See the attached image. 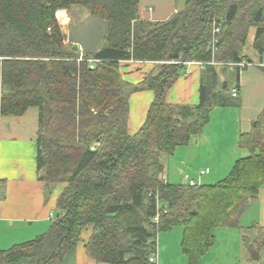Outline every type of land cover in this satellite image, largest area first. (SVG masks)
I'll return each mask as SVG.
<instances>
[{"label": "trees", "instance_id": "1", "mask_svg": "<svg viewBox=\"0 0 264 264\" xmlns=\"http://www.w3.org/2000/svg\"><path fill=\"white\" fill-rule=\"evenodd\" d=\"M138 2L0 0V117L38 109L37 179L45 198L63 185L48 231L0 250V264H58L87 227L92 232L85 250L99 263L150 264L157 236L178 227L181 251L194 264L212 248L214 231L239 227L264 186V108L251 131L238 138L237 147L248 155L224 179L195 186L160 179L165 160L202 135L211 111L233 105L227 80L219 77L236 69L227 64L254 63L245 54L250 28L256 30L252 48L260 65L264 0H184L180 11L160 22L140 19ZM73 7L107 25L90 53L65 44L55 18ZM214 27L220 32L212 56ZM212 60L216 65L204 68L209 77L201 78L197 105L166 102L185 69L175 62ZM122 62L155 67L132 85L122 79ZM232 73L237 85L238 70ZM147 90L154 99L144 124L130 135L128 99ZM157 200L161 216L155 224ZM246 245L255 255L264 247V226Z\"/></svg>", "mask_w": 264, "mask_h": 264}, {"label": "crops", "instance_id": "2", "mask_svg": "<svg viewBox=\"0 0 264 264\" xmlns=\"http://www.w3.org/2000/svg\"><path fill=\"white\" fill-rule=\"evenodd\" d=\"M183 6L184 0H139L138 12L142 20L160 22L180 11ZM79 9L76 7L73 13L70 12L67 20L65 15H61L68 22H61V31L65 44H72L86 54L97 48L107 25L100 18ZM255 33L256 30L250 28L245 41V54L254 63L238 71L239 94L232 97L233 105L219 107L211 113L214 118L224 120L223 124L219 123L218 136L196 138L188 146L177 148L173 153L180 157L181 165H173L170 177L180 180L181 185H186V176L196 185L217 183L229 174L238 159L248 155L246 150L237 147L238 138L251 131L264 108V57L259 65L258 56L252 48ZM133 67H136L134 71ZM154 67V63L122 62L120 73L125 82L135 85ZM204 70L192 67L188 76L182 74L168 91L166 102L171 105H197L201 78L206 81L209 77ZM233 71L228 70L219 77L220 81L234 80V85L229 87L230 92L237 87ZM153 99V91L148 90L130 95V135L136 134L144 124ZM37 126L36 107L28 108L18 117H0V250H7L44 234L56 216V199L63 185L57 186L45 198L43 183L37 179ZM205 170L208 173L199 175ZM166 180L170 184L169 175ZM263 226L264 186L240 218L239 227L214 231L212 248L194 264H264V247L255 255L246 245L255 241L258 228ZM91 232L92 228L87 227L81 233L79 243L58 264H104L86 253L85 245ZM181 239L182 229L178 227L157 236L159 264H191L181 251ZM15 264L30 263L23 260Z\"/></svg>", "mask_w": 264, "mask_h": 264}, {"label": "built area", "instance_id": "3", "mask_svg": "<svg viewBox=\"0 0 264 264\" xmlns=\"http://www.w3.org/2000/svg\"><path fill=\"white\" fill-rule=\"evenodd\" d=\"M219 32H220L219 27H214L213 32H212V37H211V40L209 42V49H210V52H211L212 56L218 51V44H219L218 34H219ZM89 63H90V69H93L94 61L90 60ZM175 63L180 64V65H182L185 68L184 72H183V76H188V74L190 72V69L192 67H196L198 69H204L208 65H216V63L213 60L210 61V62H201V61H187V62H185V61H178V62H175ZM227 65L229 67H235L239 72H241V71L245 70L246 68H248L249 66H251L253 64L247 62L246 60H242L240 62H237V63H234V64H227ZM238 94H239V88L236 87L235 89L232 90L231 96L235 98V97H237ZM92 149H93V147H92ZM204 173H208V170L200 172L199 175H202ZM160 179L163 182H166L165 176L163 174L160 176ZM185 179L187 180L186 181L187 182L186 185H188V186H195L196 185V183H194L193 181L188 180L187 176L185 177ZM156 207H157V214L153 218V222L155 224H158L160 216H161V212H160L161 207H160V204H159L158 200L156 201ZM165 213H166V211H163V214H165ZM148 261H149L150 264H159L157 238H156L155 249L153 250V252L149 256Z\"/></svg>", "mask_w": 264, "mask_h": 264}, {"label": "rangeland", "instance_id": "4", "mask_svg": "<svg viewBox=\"0 0 264 264\" xmlns=\"http://www.w3.org/2000/svg\"><path fill=\"white\" fill-rule=\"evenodd\" d=\"M75 8L76 7H73V8H71L69 11H57L56 12V14H55V18H56V20H57V22H58V24H59V26L60 27H62V25H63V23H61L60 21V19H62V18H64L65 19V17H66V20L69 18V16H70V12L71 13H73L74 11H75ZM78 8H80L82 11H86L84 8H81V7H78ZM79 9V10H80ZM75 14V13H74ZM61 15H65V17H62ZM65 20V22H67ZM68 23V22H67ZM100 44H98V46H99ZM97 46V47H98ZM136 64H141V63H136ZM123 68V67H122ZM122 68H121V71H122ZM136 67H133V71H134V69H135ZM132 71V72H133ZM123 72V71H122ZM227 83H228V85H229V87H231V86H233L234 85V80H228L227 81ZM215 110H217V108L216 109H213L212 111H211V113L213 114V112L215 111ZM210 113V119H211V123H210V125L208 124L205 128H204V130H203V133H202V135L199 137V138H216V136H218V134H217V132H218V130H219V123H224V120H222V119H219V117H215L214 118V115H212ZM213 116V117H212ZM229 120V119H228ZM228 122V121H227ZM248 154V153H247ZM177 160V161H176ZM175 164H178V165H181V163H180V157L178 156V155H172V156H170V157H168L166 160H165V170H164V173H163V175L165 176V180H166V176H168L169 175V182H170V184H173V185H177V184H179L180 183V180H175V179H173V178H171L170 177V175L172 174V169H173V165H175ZM167 181V180H166ZM214 183H216V182H214ZM213 183V184H214ZM213 184H210V185H213Z\"/></svg>", "mask_w": 264, "mask_h": 264}, {"label": "bare ground", "instance_id": "5", "mask_svg": "<svg viewBox=\"0 0 264 264\" xmlns=\"http://www.w3.org/2000/svg\"><path fill=\"white\" fill-rule=\"evenodd\" d=\"M203 62V61H202Z\"/></svg>", "mask_w": 264, "mask_h": 264}]
</instances>
